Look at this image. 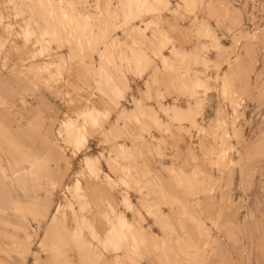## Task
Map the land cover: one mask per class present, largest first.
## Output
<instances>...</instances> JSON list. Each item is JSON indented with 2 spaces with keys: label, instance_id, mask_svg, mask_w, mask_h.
I'll return each mask as SVG.
<instances>
[{
  "label": "rangeland",
  "instance_id": "obj_1",
  "mask_svg": "<svg viewBox=\"0 0 264 264\" xmlns=\"http://www.w3.org/2000/svg\"><path fill=\"white\" fill-rule=\"evenodd\" d=\"M169 86L176 165L145 182ZM1 128L0 264H264V0H0ZM16 138L67 160L15 164Z\"/></svg>",
  "mask_w": 264,
  "mask_h": 264
},
{
  "label": "crops",
  "instance_id": "obj_2",
  "mask_svg": "<svg viewBox=\"0 0 264 264\" xmlns=\"http://www.w3.org/2000/svg\"><path fill=\"white\" fill-rule=\"evenodd\" d=\"M199 20H203L204 21V9L201 10V13L198 14ZM194 19V16L192 15L190 17V20H188L187 23H181L180 21H175L172 19L171 23H176V24H180V29H178L177 32L174 33L175 38L177 40V43H180L182 45H185V47L187 49H190L192 55L196 54V56L192 57L195 60H198L200 62L199 65L195 64V62H191L192 63V70L193 71H198V72H204V53H195V51L193 50V48L199 47L200 45L204 44V36H199L196 32V28L193 27L191 21ZM204 34V32H202ZM128 77V76H127ZM132 79V88H134V85L136 83H139L140 79L135 78L134 76H130ZM146 76H144V78H141L143 81L146 80ZM142 88V90H145L144 88V82L143 84L140 86ZM171 95H168L167 99H164L162 101H144V105H142V107H146V108H153L152 111V117L154 118L155 121L159 122V124L163 125V128H165L166 125H169L170 127V131L168 133H166L165 131H159L156 128L152 129V134L157 138V139H164L166 141V145L164 147L161 146L160 149V153L156 154V150H154L153 148L151 149V153L148 152L147 150H145V159L143 160L142 163V170L141 174L143 176V180L146 182L150 181V175L153 176V178L155 179V176L157 178L161 177V174L165 177L168 178L169 176L166 174V172H164V170H166V168L171 167V166H175L176 162L175 160L173 161V157L176 158V153H177V148H176V144H175V140L177 137V122H174V124H171V120L170 117L166 116V114L160 110V105H162L164 108L166 107H172L173 105V101L178 97V101H185V98L182 97L181 95L176 94V89L169 86L168 87ZM167 88L165 87H160V92H165ZM154 91H157L156 89H154ZM199 94L201 96V98L204 100V88H199L198 89ZM212 96V95H211ZM214 100V99H213ZM210 101L208 103V105H206V111L207 109L212 110L213 109V102L214 101ZM95 101V106H98V104L100 105V103H98V100H94ZM93 104V103H92ZM92 104L90 103L89 107L90 109H88V114L90 115V117L95 118L96 120L100 118V116L102 114H105V111L99 110V109H95V108H91ZM102 107V105H100ZM126 108L128 110H133L132 106H126ZM203 112H204V106H203ZM135 113H137V111H135ZM172 115V114H170ZM117 114L116 112H112L111 115V122H114L116 120ZM146 125H149L148 123L149 120L143 119L142 120ZM123 123V122H121ZM64 125L71 128L73 126V122L71 120L68 121H64ZM136 128L131 127L130 129H128L130 133H138V130H135ZM0 130H4V128H1ZM144 137H148L147 135H145ZM102 141V138H98L97 136H95L94 138H90L89 139V145L90 148L93 149V147L95 149H99L100 146V142ZM188 141V137L187 136H182V145L183 142L187 143ZM49 143V142H48ZM48 143H46V147H51L52 149H54L55 151H52V154H46V153H41L38 150H33V149H26L25 147L30 146L28 144H24L21 141H18L17 138L11 143L13 146H15L16 148H22L24 149L23 154H21V156L19 157H15V164H22L23 162L26 163V165H41V166H51L53 161H60V160H67L66 156L63 155V153H59L57 151V147L54 145H48ZM125 144L127 146H130V142L129 140H126ZM154 145L156 146V144L154 143ZM174 146V147H173ZM59 154V155H58ZM89 158L91 160H93L94 158L99 159V162H101L100 157L95 156V155H88ZM57 165V164H56ZM104 167V165H103ZM107 169V167H105ZM48 169V168H47ZM112 176V175H111ZM119 176V175H118ZM118 176H112V178H118ZM160 176V177H159ZM167 180V179H166ZM166 186H168L169 188H171V183L170 181H168V185L166 184ZM44 201V200H43ZM47 203V202H46ZM43 202L42 207L38 206V209L40 211V213L45 214L47 210H45L44 205L46 204ZM47 209H48V203H47ZM41 218V217H40Z\"/></svg>",
  "mask_w": 264,
  "mask_h": 264
},
{
  "label": "bare ground",
  "instance_id": "obj_3",
  "mask_svg": "<svg viewBox=\"0 0 264 264\" xmlns=\"http://www.w3.org/2000/svg\"><path fill=\"white\" fill-rule=\"evenodd\" d=\"M3 188V187H2ZM6 191V190H5ZM0 193H3V194H7L5 192H0ZM16 215V214H15ZM10 226L9 222L7 221L5 224H4V227L8 228ZM16 236H17V231L13 233V239L17 240L16 239Z\"/></svg>",
  "mask_w": 264,
  "mask_h": 264
}]
</instances>
